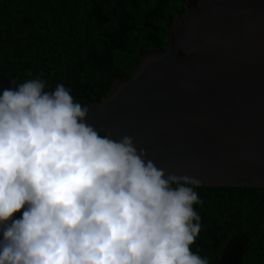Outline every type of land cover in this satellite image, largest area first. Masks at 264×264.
I'll use <instances>...</instances> for the list:
<instances>
[{
	"label": "clouds",
	"instance_id": "1",
	"mask_svg": "<svg viewBox=\"0 0 264 264\" xmlns=\"http://www.w3.org/2000/svg\"><path fill=\"white\" fill-rule=\"evenodd\" d=\"M45 88L0 94V264H210L192 251L201 181L101 135L64 84Z\"/></svg>",
	"mask_w": 264,
	"mask_h": 264
},
{
	"label": "water",
	"instance_id": "2",
	"mask_svg": "<svg viewBox=\"0 0 264 264\" xmlns=\"http://www.w3.org/2000/svg\"><path fill=\"white\" fill-rule=\"evenodd\" d=\"M180 1L169 49L82 105L87 123L133 137L157 167L202 187H264V0Z\"/></svg>",
	"mask_w": 264,
	"mask_h": 264
},
{
	"label": "trees",
	"instance_id": "3",
	"mask_svg": "<svg viewBox=\"0 0 264 264\" xmlns=\"http://www.w3.org/2000/svg\"><path fill=\"white\" fill-rule=\"evenodd\" d=\"M184 12L180 0H0V75L41 79L45 91L62 83L81 105L99 103L151 50L169 49ZM195 191L203 203L192 251L210 264H264V187Z\"/></svg>",
	"mask_w": 264,
	"mask_h": 264
}]
</instances>
